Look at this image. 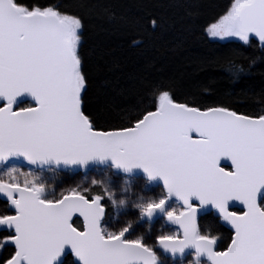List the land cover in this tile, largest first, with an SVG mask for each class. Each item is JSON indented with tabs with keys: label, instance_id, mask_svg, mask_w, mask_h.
I'll return each mask as SVG.
<instances>
[{
	"label": "snow or ice",
	"instance_id": "6c2138e0",
	"mask_svg": "<svg viewBox=\"0 0 264 264\" xmlns=\"http://www.w3.org/2000/svg\"><path fill=\"white\" fill-rule=\"evenodd\" d=\"M157 27L150 18L139 30L151 34ZM84 28L82 17L56 5L0 0V97L6 101L0 105V162L22 155L32 165L111 161L125 173L139 168L164 185L158 199L141 206V215L164 211L175 196L183 207L168 208L165 216L178 227L152 243L126 235L127 225L109 230L101 223L111 199L106 190L68 187L47 196L43 184L21 182L9 169L0 194L15 211L0 213V226L11 230L0 231V248H13L0 264H54L65 246L81 264H161L157 249L174 257L188 248L197 264L201 256L207 264H264V208L257 199L264 186V111L180 102L161 88L128 124L101 130L84 104ZM205 31L221 41L236 37L242 45L254 34L264 48V0H232ZM25 92L37 104L14 109ZM225 157L231 169L219 166ZM233 199L244 211L228 208ZM208 204L234 229L223 247H217V235L199 229L198 210Z\"/></svg>",
	"mask_w": 264,
	"mask_h": 264
},
{
	"label": "trees",
	"instance_id": "16d2710c",
	"mask_svg": "<svg viewBox=\"0 0 264 264\" xmlns=\"http://www.w3.org/2000/svg\"><path fill=\"white\" fill-rule=\"evenodd\" d=\"M23 2L29 6L53 4L83 18L85 28L81 50L86 57L89 77L84 104L101 130L128 124L139 111L154 103L156 91L161 88H170L180 102L225 103L245 112L264 111V48L257 38L252 37L251 44L242 45L235 39H211L205 31L232 0ZM150 18L158 20V27L151 34L140 31L139 26ZM134 40L139 44L134 45ZM50 168L46 171L59 180V188L55 192H46L47 196L55 197L68 187H93V191L106 190L111 194L102 223L109 230L112 224L120 221L121 199L132 200L143 192L147 204L150 199H158L163 194L161 185H151L141 176H132L138 181L127 184L124 180L129 176L113 169L100 173L93 186V181L86 178L90 172ZM146 183L154 189H148ZM103 202L108 203L107 199ZM261 207L264 208V198ZM0 213H12L8 202L1 198ZM198 222L201 233L218 236L217 247L227 244L232 230L219 215L213 211L200 213ZM137 224L144 230L137 231L132 226L126 235L141 236L152 243L157 235L162 234L155 222L148 220ZM125 225L130 226L131 220L124 222L119 229ZM3 230L10 232L9 229L0 231ZM12 248L11 244L0 248V258L6 257ZM60 264L79 263L69 254ZM161 264L176 263L173 258L161 256Z\"/></svg>",
	"mask_w": 264,
	"mask_h": 264
},
{
	"label": "rangeland",
	"instance_id": "374dc122",
	"mask_svg": "<svg viewBox=\"0 0 264 264\" xmlns=\"http://www.w3.org/2000/svg\"><path fill=\"white\" fill-rule=\"evenodd\" d=\"M252 37H255V35L254 34L251 35L250 39ZM210 38L211 39L220 40L219 38H213V37H210ZM230 39L239 40L236 37L227 38V40H230ZM50 167L51 166H48V167H46V169L45 168L44 169H35V168H31V167H28V166H25V165H21L18 162H14V163H11V164H2L0 166V179H10V177L7 176V171L9 169H14V173L13 174L15 175V177L19 181L23 182L25 180H28V181H33L34 180L35 182H37L39 184H43L45 186V188H46V192H55V190H58V188H59L58 187V184H59L58 181L59 180L55 179L54 174H52V173L50 174V173H48L46 171L47 168L52 169ZM108 169H113V167L112 166H106V167L93 168L92 170L89 171L90 173H89V175L86 176V178L89 177L91 181H95L96 182L98 180V175L100 173H103L105 170H108ZM124 181L127 184H129V182L138 181V180L135 179L134 177L130 176V177H125ZM147 182H149V181H147ZM145 185L149 186V183L148 184L146 183ZM116 189H119V187H116ZM148 189H151V188L148 187ZM147 191L150 192V190H147ZM138 195L136 197H133L132 200H126L125 198L121 199L123 207L120 206V208L118 210V212H119L118 215H119L120 221L118 222V224H112V229H111L112 231L118 230L119 227L124 222L129 220V219L131 220V225L129 227V231H130V228L132 226L137 231H139V230L143 231L144 229H142L140 227V225L137 224L138 222L140 223L141 221H146V220L153 221L156 218L155 216H158V217L161 216L162 219L166 218L165 212L167 211L168 208H172L171 204H169L168 207L164 211L156 212L151 218H149L147 216H142L141 215V204L142 203H143V205L146 204V203H144L145 202L144 201L145 195L143 194V192H139ZM200 212L201 211L199 209L198 210V216H199ZM137 220H138V222L136 223ZM0 227H3V226H0Z\"/></svg>",
	"mask_w": 264,
	"mask_h": 264
},
{
	"label": "water",
	"instance_id": "95a60500",
	"mask_svg": "<svg viewBox=\"0 0 264 264\" xmlns=\"http://www.w3.org/2000/svg\"><path fill=\"white\" fill-rule=\"evenodd\" d=\"M27 101H32V102L35 103V105L37 104V100L35 99V97H33L30 93L25 92V93H22V94H20L19 96H17L15 98L14 103H13V108L16 109L17 106H19L22 103H25ZM4 103H6V101L2 97H0V105H3ZM192 135L194 136L196 134L193 132ZM14 162H18V163H21V164H24V165H27V166H30V167H33V168H37V169H44V168H46L48 166H52V167H56L58 169H69V170H72V171H75V172H84V173H87V172H89L90 170H92L93 168H96V167L112 166L111 161H104V162L91 161V162H89L87 165H85L83 167H81L78 164L77 165H65L63 163L57 164V163L52 162V161H49V162H46V163H43V164L32 165V164L26 162L25 158L22 155L11 156V157H9L7 159V161L0 162V163L11 164V163H14ZM219 166L227 168V169H231L232 168V163H231L229 158L225 157V158H221V160L219 161ZM114 170L117 173L125 175V176H141L144 179L150 181L151 183H154V184H157V185H161L164 188L163 182H162V180L159 177L154 178V179H149L147 177L146 173L143 170L139 169V168H135L131 172H127V173L123 172L122 170H120L118 168H114ZM0 198L2 200H5V201L8 202L9 209H10L11 212L15 211L14 206H12L10 204V202H9V200H8V198L6 196L0 194ZM263 198H264V186L261 187V189H260V191L258 193V197H257L258 204L260 206H261V202H262ZM174 201H177V202H179L180 204L183 205V202L178 200L175 196L171 197L168 200L167 205L170 204L171 202H174ZM192 203H199V201L196 200L195 198H193ZM167 205H166V207H167ZM228 208L230 210H233V211H234V209H238L240 211H244L243 203L240 202V201H237L235 199H233V200L228 202ZM200 211L203 212V213L204 212H212L213 211V212H215L217 215H219L222 218L220 212L216 208H214L211 204L201 206L200 207ZM157 212H160V211H157ZM224 223L230 230H232V232L234 231L232 225L228 221L224 220ZM69 254L73 255L72 250H71L70 246H65V248L63 250V253L61 254L60 257L57 258L56 261H54V264H60L63 261V259L66 256H68ZM74 258L79 264H81V262L79 261L78 258H76L75 256H74Z\"/></svg>",
	"mask_w": 264,
	"mask_h": 264
},
{
	"label": "flooded vegetation",
	"instance_id": "af4514ba",
	"mask_svg": "<svg viewBox=\"0 0 264 264\" xmlns=\"http://www.w3.org/2000/svg\"><path fill=\"white\" fill-rule=\"evenodd\" d=\"M149 187L151 189H154L153 186H149ZM170 204H171V207H177V206L183 207V205L177 201L171 202ZM155 217L156 218H155V220H153V222L157 223V225L159 226L158 228L162 232V234L166 233V232L174 231L178 227L177 225L170 223L166 218L162 219L161 216H159V217L155 216ZM146 221H148V220H146ZM157 251L160 252L161 256L173 258L175 260L176 264H197L196 257L194 256L195 250L193 248L185 249V251L182 255L177 254L174 257L170 253L166 254V253L161 252V250H159V249H157ZM199 259L202 262V264H207L206 257L201 256Z\"/></svg>",
	"mask_w": 264,
	"mask_h": 264
}]
</instances>
